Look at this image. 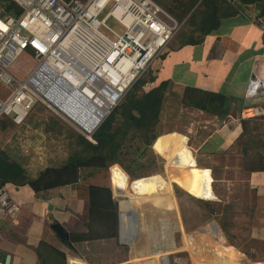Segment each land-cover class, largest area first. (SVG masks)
Here are the masks:
<instances>
[{
  "label": "crops",
  "instance_id": "1",
  "mask_svg": "<svg viewBox=\"0 0 264 264\" xmlns=\"http://www.w3.org/2000/svg\"><path fill=\"white\" fill-rule=\"evenodd\" d=\"M233 2L237 7V13L220 19L219 26L208 33L202 42L182 46H179L178 41L170 42L149 68V73L155 78L154 82L149 83L153 87L161 80H170L167 95L171 92L178 94L180 102L186 87L219 92L243 101L245 106H239L237 101H232L230 111L225 112L223 117L207 115L202 122L194 120L190 123L179 122L178 126L170 131L161 132L160 136L178 134L184 139L181 148L183 158L175 161L174 158L172 160L170 158L171 165L167 171L170 180L188 187L197 197L213 199V179L208 167L217 160L213 155H219L223 159V165L220 164V167L216 168H222L229 178L233 172L239 174L237 177L244 187L241 189L238 186L240 190H237V194L220 202L235 201L249 207L257 201L256 197L264 198V171L250 174L241 172V154L237 141L242 131L240 120L248 117V111L245 109L251 105L244 97L247 82L253 75L264 80V27L261 25L264 15H260L264 2L251 4H242L236 0ZM259 104L264 110V99L259 101ZM199 113L206 114L203 111ZM211 138H214L217 144L213 145L210 151L199 153L198 150ZM154 152L157 153L156 150ZM227 159L230 160L226 161ZM172 169L176 171L173 172ZM93 176L87 177L86 185L81 186L80 179L75 185L54 187L39 197L27 185L20 187L6 185L7 191L11 193L10 197L20 205V211L13 221L0 217V262L6 255L10 256V264L119 262L105 257L107 253L80 259L81 256L61 242L51 228V224L56 221L69 234L85 230L89 209L87 187L89 185L106 187L104 183L92 182ZM110 185L114 186L111 183ZM120 192H123V189ZM151 196L159 200L155 204L150 202L156 207L171 210L176 206L172 192L160 189L156 192L124 196V199H120V213L135 211L137 206L130 205L131 198ZM130 229V234L126 230L121 231L123 242H132L134 226ZM209 232L214 233L219 240L223 239L213 223ZM190 240L193 249H198L195 250L199 254L195 257L196 260L194 259L196 264H246L234 262L228 244ZM253 242L264 244V226L251 229L248 244L251 246ZM221 248L225 251L221 252ZM57 251L64 253V259ZM160 255L162 263L165 264L163 254ZM248 263L264 264V261Z\"/></svg>",
  "mask_w": 264,
  "mask_h": 264
},
{
  "label": "built area",
  "instance_id": "2",
  "mask_svg": "<svg viewBox=\"0 0 264 264\" xmlns=\"http://www.w3.org/2000/svg\"><path fill=\"white\" fill-rule=\"evenodd\" d=\"M181 24L154 0H0V133L42 103L94 142ZM244 97L256 102L248 117L264 115L263 79L249 78ZM19 211L0 188V217L13 221Z\"/></svg>",
  "mask_w": 264,
  "mask_h": 264
},
{
  "label": "trees",
  "instance_id": "3",
  "mask_svg": "<svg viewBox=\"0 0 264 264\" xmlns=\"http://www.w3.org/2000/svg\"><path fill=\"white\" fill-rule=\"evenodd\" d=\"M61 1L69 3L71 0ZM236 1L242 4L264 2V0ZM165 8L176 21L182 23L184 28H189L188 31L176 35L179 46L202 42L208 33L219 26L220 19L232 16L238 11L233 0H171V3L168 6L165 5ZM260 15H264V8L260 11ZM142 76L132 85L123 100L93 133L94 142L78 133L69 136L72 139V149L60 164L48 165L38 171L35 176H31L12 152L0 148V188L8 184L16 187L27 185L39 197L51 188L75 185L82 178V170L84 169L102 170L109 164H115L109 165V171L114 174V182L117 183L115 186L121 188V182L120 180L117 181L116 177L120 179L122 176L124 183L127 178L132 182H142L147 179V175L157 170V159L150 149V147L153 148V145L157 152L156 156L161 171L164 168L167 172L172 158L174 161L183 158L181 148L184 142V139L178 134L160 136L161 133H155L171 82L168 79L161 80L149 90H144L143 86L148 82H154L155 78L151 73L146 79ZM232 101H237L239 106H245L243 101H238L222 93L190 87L183 90L181 97L183 105L197 108L208 115L222 117L225 112L230 111ZM248 101L251 104L256 103L252 100ZM36 106L38 104L34 105V107ZM30 112L28 117L31 115ZM27 119L25 122L28 121ZM25 122L20 127L24 126ZM50 122H55V119L50 117L47 123ZM240 123L242 131L237 141L241 154L240 170L243 174L264 171V115L242 118ZM136 135L139 141L134 145L133 151H130L131 138L129 137L132 136L134 140L137 139ZM158 153L167 159L166 163L161 161L163 159ZM172 171L176 170L172 169ZM87 175H92V172ZM128 175L136 178L130 179ZM175 184L185 191L176 190L179 199L189 197L197 207L198 212L193 217L200 222L207 220L209 216L215 215L217 217L219 227L229 242L231 258L234 262L264 261L263 253L249 257L246 252H240L234 248L246 246L250 241L251 229L264 226V198L256 197L257 201L249 207L235 201L205 202L204 200L209 199L197 197L188 187L179 182ZM159 187L165 192H172L170 183L166 184L164 181H159ZM87 192L89 209L85 221V230L70 233V241L76 248L77 254L86 259L101 253L115 251L119 247L118 204L120 199L125 198L119 199L114 194L117 203L110 188L105 186L89 185ZM142 193L144 192L129 193V196ZM157 201H159L157 197L151 196L131 198L129 203L134 207L143 202L155 204L158 203ZM180 206L183 207L182 200ZM181 207V212H183ZM120 214L122 231L126 230L130 234V227L134 226L131 213ZM191 243L189 239L187 244L193 255L194 249ZM224 251L225 249L221 248V252ZM57 253L64 259V253L58 251ZM195 253L196 256L193 255V258L196 260L195 257L199 254ZM155 258L161 260L162 255H156Z\"/></svg>",
  "mask_w": 264,
  "mask_h": 264
},
{
  "label": "rangeland",
  "instance_id": "4",
  "mask_svg": "<svg viewBox=\"0 0 264 264\" xmlns=\"http://www.w3.org/2000/svg\"><path fill=\"white\" fill-rule=\"evenodd\" d=\"M154 1L164 10H166L165 5L168 6L171 3V0ZM107 24L115 31L120 30L119 25L112 19L108 20ZM188 30L189 28H184L181 24V27L176 35L180 32ZM176 35L171 42L174 41L176 43ZM149 71L150 69L143 74L142 78H148ZM151 87L152 85L148 82L143 86V89L149 90ZM0 90L5 91L6 87L0 84ZM177 95L178 94L171 92L166 96L160 114L158 127L155 128V133L158 132V134H160L161 132L170 131V129L178 126L179 122L190 123L193 122V120L202 122L206 119L205 117L208 115L207 113L201 114L197 110L186 108L183 104H181L179 96L176 99ZM169 102L171 103L169 104ZM37 104L38 106L33 107L30 112V117H27L28 121L25 122L24 126L15 127L9 125L6 130L0 133V148L12 152L15 158L22 162L23 166L27 169L29 175L31 176H35L38 171L48 165L60 164L72 149V139L69 138V136L73 133L79 134V132H77V130L67 120L61 118L52 109L42 103ZM50 117H53L55 122L47 123ZM129 138H131V146L129 150L133 151V147L139 141V138L138 136L137 139L134 140L132 139V136ZM215 144H217L216 140L211 138L209 142H206L201 149L198 150V152L202 153L210 151L211 147ZM152 147L153 148L150 147V149L155 155L158 163L157 170L147 175V179H144L145 181L143 180L142 182H132L126 177L127 180L124 183V178L122 179V176L120 179L119 177H116L117 181L120 180L121 190L123 189L124 193L119 191L116 192L115 195L120 199L129 195V193L156 192L160 189L159 181L161 180L166 184H171V190L176 206L174 209L170 210L156 207L150 202L141 203L135 208L138 224L137 227H134L136 234L132 242L119 243V247L115 251L107 252L105 257L109 258L111 261H119L116 264H135L137 262L138 264H143L144 262H146V264H163L162 259L158 260L154 256L156 254H163V256L167 255L169 264H196L193 255L196 256L194 251L198 249L194 248V254L192 255L191 249L188 248V239H193L200 243L204 241H211L220 243L221 245H229V242L220 229L215 215L213 217L209 216L207 220L201 222L193 217L195 213L198 212L197 207L189 197L179 199L176 194V190L182 189L175 184L177 183L175 180L169 179L166 169L163 168L161 171L160 164L156 156L157 153L154 152V145ZM158 154L163 159L161 161L166 163L167 159L160 153ZM213 156L216 157L217 160L211 163L208 168L211 170L213 179L212 189L214 192V198L204 201L220 203V200H226L225 198L230 199L233 197V194H237V190H240L239 188L243 189L244 187L242 182L238 179L239 174L233 172L229 178V175L224 173L222 168H216L220 167V164L221 166L223 165V159H221L219 155ZM229 160L230 159H227L226 161ZM109 165L102 170H82L81 186L88 183V181L86 182L88 179L87 177H89L87 174L92 172V176L94 175V179H92L94 181L92 182L104 183L106 187L109 188H111V183L114 185L113 187H117L115 186L117 183L114 182V174L109 171L110 166L115 164ZM134 178L136 177H130V179ZM238 186L240 187L238 188ZM9 194L11 196V193ZM181 200L183 207L186 210L180 206ZM180 207L183 209V212H181ZM212 223L214 228L219 230L222 234V240H219L214 233L209 232V228ZM234 248L240 252H246L249 257H255L257 253H264V244H259L257 242H253L251 246L247 244L241 248ZM80 259H83V257L81 256ZM154 260L157 261L155 262ZM244 263L247 264V262Z\"/></svg>",
  "mask_w": 264,
  "mask_h": 264
},
{
  "label": "water",
  "instance_id": "5",
  "mask_svg": "<svg viewBox=\"0 0 264 264\" xmlns=\"http://www.w3.org/2000/svg\"><path fill=\"white\" fill-rule=\"evenodd\" d=\"M183 106L201 112V110H199L197 108L189 107V106H186V105H183ZM110 190L112 192L113 198L117 201V199L114 197V194L116 192L122 191L121 188H119V187H112L111 186ZM117 203H118V201H117ZM118 207H119V204H118ZM131 212H132L131 213V216H132L133 224H134V226L137 227L138 218H137L136 212L134 210H132ZM52 231L55 233L56 237L61 242H63L70 250H72L73 252H75L77 254L76 248L74 247V245L70 241V234H69V232L60 223H58V222L55 221V223L52 226ZM135 234H136V230L133 233V238H134ZM118 238H119V243H122L123 240L121 238V218H120V212H119V210H118ZM0 264H10V256L9 255H6L4 257V259L0 262ZM70 264H84V263L81 262V261H74V262H71Z\"/></svg>",
  "mask_w": 264,
  "mask_h": 264
},
{
  "label": "bare ground",
  "instance_id": "6",
  "mask_svg": "<svg viewBox=\"0 0 264 264\" xmlns=\"http://www.w3.org/2000/svg\"><path fill=\"white\" fill-rule=\"evenodd\" d=\"M119 208H120V201H119ZM119 212H120V210H119ZM120 218H121V214H120ZM53 219V218H52ZM55 222H53L52 224H51V228H52V226H53V224H54ZM122 219H121V231H122ZM135 227V226H134ZM135 230V229H134ZM163 259H164V261H165V264H169V259H168V257H167V255H164L163 256Z\"/></svg>",
  "mask_w": 264,
  "mask_h": 264
}]
</instances>
